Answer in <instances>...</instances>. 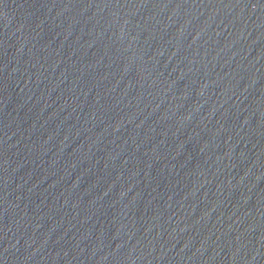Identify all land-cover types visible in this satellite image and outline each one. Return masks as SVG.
I'll return each instance as SVG.
<instances>
[{"label":"water","instance_id":"1","mask_svg":"<svg viewBox=\"0 0 264 264\" xmlns=\"http://www.w3.org/2000/svg\"><path fill=\"white\" fill-rule=\"evenodd\" d=\"M0 264H264V0H0Z\"/></svg>","mask_w":264,"mask_h":264}]
</instances>
